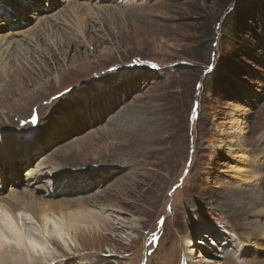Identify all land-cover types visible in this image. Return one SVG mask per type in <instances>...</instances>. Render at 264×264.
<instances>
[{"label": "rangeland", "instance_id": "374dc122", "mask_svg": "<svg viewBox=\"0 0 264 264\" xmlns=\"http://www.w3.org/2000/svg\"><path fill=\"white\" fill-rule=\"evenodd\" d=\"M5 3L0 41L16 42H0V144L20 150L14 190L110 218L77 241L63 228L56 262L264 261V0ZM40 162L45 178L27 184ZM66 166L84 183L61 197L51 169ZM253 238L243 262L220 252Z\"/></svg>", "mask_w": 264, "mask_h": 264}, {"label": "bare ground", "instance_id": "6f19581e", "mask_svg": "<svg viewBox=\"0 0 264 264\" xmlns=\"http://www.w3.org/2000/svg\"><path fill=\"white\" fill-rule=\"evenodd\" d=\"M5 4V0H0L1 23H6V17L13 13L11 12L12 9H9ZM10 6L12 7V5ZM19 7H21V5H19ZM13 23H15L14 19L12 20V24ZM8 38L10 39L2 42L0 41L5 46V50H9L10 48H12L13 44H15L16 42L15 40H13L12 35H10ZM32 69L34 70L35 68L32 67ZM2 95H5L4 90L1 92L0 96ZM5 137L9 138L8 136ZM11 146L12 145L8 142H3L2 144H0V151L3 150L10 152L8 154L9 157L7 156L3 157L2 159L0 158V162L9 166V168L12 170L11 175H13L14 177L12 180L8 178V180L12 182V184L8 186L13 190V193L11 195L10 193L12 190L6 194L2 192L3 187L0 178V264H86L87 262L85 261L89 259L88 257H82L81 260L77 258L76 262L74 260H70L67 257L63 260L56 262L55 259H57V255H60V252L56 249L54 243L56 242V240H59L66 244L67 236L63 232V228L68 231L67 234L71 236L72 241H77V239H79V236H84L85 234H98L97 232L100 233L102 229L101 220L106 224L110 219L109 216L103 215L102 212L87 213L83 209H79L77 211L69 210L72 206L81 208L83 206L80 205L81 200L68 201L69 205H65V203L49 204L46 198L41 199L37 195H31L30 197H26L25 195L16 193L14 189H18L16 185L20 183V178L18 176L19 162L14 159L15 156H17V153L20 152V150L16 149L12 151ZM30 149L31 148H25L22 149L21 152L25 151L27 155L32 156L33 153L29 151ZM8 158L9 160H11V164L7 162L9 161ZM3 159H5V162H3ZM38 165L40 167L37 166L36 168H34V165H31L29 167V170L26 173L27 184L34 185L38 182H34L33 180H31L35 179L36 174L38 180L45 178L46 169L43 170L41 173L39 172L41 171V169L45 168L43 167L45 166V163L40 162ZM66 169L67 166L65 168L57 167L51 169L53 175H55V173L57 174L54 182L51 183V186H53L52 188H55V191L53 190L55 192L54 194H57L58 196L60 195L61 197L65 195L67 196V194L71 193L74 190H77L75 188H80L81 190L84 183L83 180L67 182V180H69V172L68 169ZM95 179L96 178H93L92 181ZM30 189H36L37 192L42 195V186L35 185V187H31ZM49 190L48 192H45V194L51 198L52 194L49 192ZM55 220L60 222L61 225H63L64 227H54L52 224L55 222ZM205 235L211 241H213V243H215L214 239L211 238V235ZM256 238L250 240L248 239L242 249L235 248V246L233 247L231 245L228 247V249L224 248L226 252L224 250L220 252L229 254L225 256V260L227 258H231L232 262H235L236 260L243 262L244 259H247L246 256H243L244 254H246L243 249L247 250L250 247V242L254 243ZM184 242L190 243L189 246L191 247L197 246V242L194 236H189V238L186 237V239H184ZM226 242H228V240H224V244ZM68 249L69 252H73V248ZM219 249L221 248H218V250ZM239 250L240 253H238ZM218 256L220 255L218 254ZM251 258L252 257L249 258L251 260L250 263L246 262L244 264H264V261H261L263 257H259L258 259ZM224 263L225 261L222 264Z\"/></svg>", "mask_w": 264, "mask_h": 264}, {"label": "trees", "instance_id": "16d2710c", "mask_svg": "<svg viewBox=\"0 0 264 264\" xmlns=\"http://www.w3.org/2000/svg\"><path fill=\"white\" fill-rule=\"evenodd\" d=\"M240 14H235V16H239ZM239 19V18H238ZM236 17H228L227 18V25L229 27V33L233 34L236 33L237 31H239V27L237 26V22H236Z\"/></svg>", "mask_w": 264, "mask_h": 264}]
</instances>
